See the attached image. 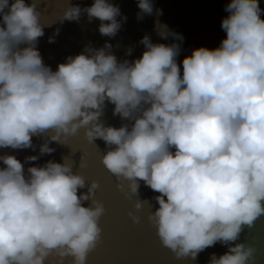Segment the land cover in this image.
Returning <instances> with one entry per match:
<instances>
[{
	"label": "clouds",
	"instance_id": "clouds-1",
	"mask_svg": "<svg viewBox=\"0 0 264 264\" xmlns=\"http://www.w3.org/2000/svg\"><path fill=\"white\" fill-rule=\"evenodd\" d=\"M38 2L0 0V149L34 150L32 137L38 136L47 137L39 154H51L50 142L84 129L88 142L106 145L101 163L118 188L125 181L137 195L142 181L159 193L148 219L162 246L195 260L219 243L227 251L211 254L209 264H248L255 250L236 241L264 216V20L258 0H230L220 25L226 38L218 48L199 47L184 57L182 75L180 45L154 44L148 35L139 42L145 51L131 62L118 61L106 42L99 49L85 46L52 71L36 47L44 35ZM137 7L138 19L153 13L152 0H137ZM82 14L99 20V34L109 38L127 19L109 0H93L85 8L72 4L60 22L79 21ZM157 34L183 39L165 25ZM105 101L131 125L105 126ZM0 163V264H44L52 253L57 264L65 257L85 264L101 237L97 221L104 208L92 199L98 184L92 181L77 195L86 181L65 162L29 167L27 177L15 156L0 155ZM87 201L90 206H83Z\"/></svg>",
	"mask_w": 264,
	"mask_h": 264
},
{
	"label": "water",
	"instance_id": "water-1",
	"mask_svg": "<svg viewBox=\"0 0 264 264\" xmlns=\"http://www.w3.org/2000/svg\"><path fill=\"white\" fill-rule=\"evenodd\" d=\"M12 0H9L11 3ZM118 6L121 17V29L115 37L101 36L98 32L100 21H88L87 15L82 14L79 21L60 22L64 11L73 5L81 8L90 7L93 0H39L37 11L40 13L39 23L44 26V35L39 38L36 47L40 52L43 63L56 71L57 65L66 62L67 57L81 54L85 46L99 49L107 42L112 45L111 52L118 61L140 58L145 48L140 40L148 35L152 43L180 45L176 62L181 68L184 57L190 56L194 49L205 47L215 49L220 46L226 33L221 29V21L229 13L225 6L230 0H152V15L138 17L137 0H109ZM30 3V0H25ZM261 9L260 18L264 20V0H258ZM51 25V26H49ZM161 25L183 37L182 41L169 36L163 40L158 36ZM2 26V24H0ZM59 29V34L54 35ZM54 38V43H49ZM24 47V45H21ZM131 54L127 55V50ZM114 105L105 101L103 115L100 121L105 126L119 128L122 124L131 125L132 121L121 120L113 115ZM51 135V132L48 133ZM47 137H32L33 149L11 148L0 149V155H13L24 164V174L33 166H43L48 161L64 163L72 168L74 174L82 176L85 187L78 189L77 195L87 193L88 185L95 181L98 184L92 199L104 208V213L97 223L101 229L100 241L88 253L85 264H209V257L215 253L217 257L224 254L227 248L217 243L201 252L195 260L189 257L177 258L173 252L162 246L156 235L154 226L148 217L158 205L154 199L159 195L140 181L137 195L131 194L127 189V182L121 181V188L117 187V180L101 163L102 155L108 150L102 140L93 143L87 141L84 129L75 135L62 136L61 143L50 142L49 147L55 149L51 154L40 155L39 147ZM174 151V149H172ZM28 156H38L35 162H25ZM5 167L0 163V169ZM141 201V208L136 210L134 205ZM90 201L83 204L89 207ZM264 204V202H262ZM131 213V215H130ZM132 216L138 217L134 223ZM236 243H244L255 251L248 264H264V216L259 217L251 228L245 227ZM59 258L52 253L44 264H57ZM61 264H72L71 257L63 258Z\"/></svg>",
	"mask_w": 264,
	"mask_h": 264
}]
</instances>
